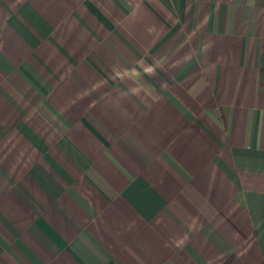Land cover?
Listing matches in <instances>:
<instances>
[{"label":"crops","instance_id":"obj_1","mask_svg":"<svg viewBox=\"0 0 264 264\" xmlns=\"http://www.w3.org/2000/svg\"><path fill=\"white\" fill-rule=\"evenodd\" d=\"M0 264H264V0H0Z\"/></svg>","mask_w":264,"mask_h":264}]
</instances>
